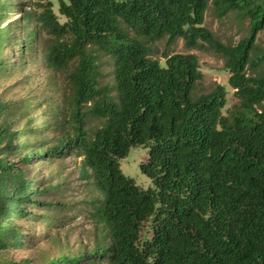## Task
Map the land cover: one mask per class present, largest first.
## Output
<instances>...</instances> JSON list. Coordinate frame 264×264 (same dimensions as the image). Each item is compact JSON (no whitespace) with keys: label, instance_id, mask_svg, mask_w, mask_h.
<instances>
[{"label":"trees","instance_id":"16d2710c","mask_svg":"<svg viewBox=\"0 0 264 264\" xmlns=\"http://www.w3.org/2000/svg\"><path fill=\"white\" fill-rule=\"evenodd\" d=\"M55 2L64 22L51 0H0V76L39 44L62 85L40 118L28 99L0 96V264H34L7 257L28 244L20 222L47 228L51 250L37 264H264V0ZM211 2L218 18L246 24L237 44L204 26ZM164 40L224 60L237 99L226 116L223 86L194 96L195 54L153 58ZM101 54L114 61L113 87L101 85ZM137 147L148 149V189L120 169ZM73 154L99 193L80 203L92 237L75 250L58 230L76 202L63 199L65 179L39 169Z\"/></svg>","mask_w":264,"mask_h":264},{"label":"rangeland","instance_id":"374dc122","mask_svg":"<svg viewBox=\"0 0 264 264\" xmlns=\"http://www.w3.org/2000/svg\"><path fill=\"white\" fill-rule=\"evenodd\" d=\"M54 5V12L58 16V4L55 0H51ZM20 17L17 14L15 18ZM59 17V16H58ZM61 22L64 18L59 17ZM204 26L211 31L215 37L225 44H237L246 35V24L239 25L233 14H228L223 18H218L213 11L212 2L205 14ZM132 35V34H131ZM257 44L264 49V30L258 34ZM19 47V45H18ZM40 45H35L34 57L31 63H26L20 67L18 63L19 53L15 55L16 65L10 70L8 75L0 76V96L3 100H18L28 99L33 107V115L40 116L46 114L45 107H40L49 97L57 98L61 94L62 85L58 78L50 71H46L42 66V55L40 52ZM153 58L164 62L161 57L167 51L169 54L173 53H192L198 57L199 68L202 74V79L197 83L194 96H200L211 92L216 85H221L226 90V106L222 113L224 116L228 114L229 109L237 103L234 97V90L230 88L228 80L230 73L225 68V62L222 58L210 52L202 51H187L184 48L181 40L174 45L166 46V42L161 41L153 45ZM17 49V48H16ZM30 54H26L25 60L29 61ZM101 65V85L113 87L114 82V61L108 56L100 55ZM54 84H57L58 91L54 90ZM42 105V104H41ZM100 122L96 119H88L87 128L94 130L99 127ZM47 139H50L51 133H46ZM148 157V149L141 147L131 148L127 157L119 161L122 173L135 181V183L142 189L152 187L150 179L140 172V164L145 162ZM37 165V164H36ZM40 171L42 173H56L60 179H65L67 190L63 195L65 201L76 202V209L71 213L61 214L65 221V227L59 229V235L63 242H67L70 249L75 250L80 245L90 246L89 238L92 237V226L90 225L86 212L82 210L80 204L84 200H90L98 197L99 193L96 190L93 181L89 178L87 181L81 178V159H78L74 154L59 162H42ZM23 233H28L27 245L25 249L10 253L7 257H12L15 260L24 258H31L34 264H37L44 252L51 250V244L48 239L44 238L47 228L44 224L40 225L37 222L25 223L20 222ZM49 235L53 236L56 230L49 231Z\"/></svg>","mask_w":264,"mask_h":264}]
</instances>
